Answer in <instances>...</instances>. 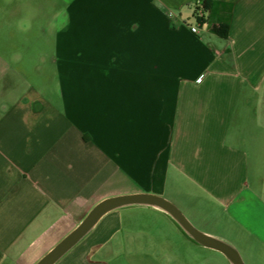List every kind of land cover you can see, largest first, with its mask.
<instances>
[{"label":"crops","instance_id":"crops-1","mask_svg":"<svg viewBox=\"0 0 264 264\" xmlns=\"http://www.w3.org/2000/svg\"><path fill=\"white\" fill-rule=\"evenodd\" d=\"M196 2L39 0L37 33L0 31V264H35L133 193L264 252V0H210L204 18ZM200 247L135 205L55 264H207Z\"/></svg>","mask_w":264,"mask_h":264},{"label":"water","instance_id":"water-1","mask_svg":"<svg viewBox=\"0 0 264 264\" xmlns=\"http://www.w3.org/2000/svg\"><path fill=\"white\" fill-rule=\"evenodd\" d=\"M135 205L159 208L169 214L199 244L220 251L231 264H245L239 250L227 241L198 229L172 201L150 193H133L107 197L96 203L82 221L47 251L35 264H55L76 246L109 211Z\"/></svg>","mask_w":264,"mask_h":264},{"label":"rangeland","instance_id":"rangeland-1","mask_svg":"<svg viewBox=\"0 0 264 264\" xmlns=\"http://www.w3.org/2000/svg\"><path fill=\"white\" fill-rule=\"evenodd\" d=\"M38 1L39 0H30L27 4L26 2H24V4L22 0H0V31L12 32V38L18 29L37 33L41 26L39 17H41V15L43 16V5L40 3L38 4ZM39 12L41 14H39ZM13 18L14 21H12ZM50 28L51 27H48V29ZM36 41L37 39L31 40V52L33 51V47L37 46ZM43 54L41 63L47 64L49 61L48 54ZM259 120L260 118L257 117L255 123L259 122ZM204 226L214 234H224V230L215 225L213 227H206L207 224H205ZM236 247L240 250L246 264H264V252L253 250V252L249 251L247 253L246 251H241V245H236ZM200 249L207 255V264H229V261L221 252L203 247H200Z\"/></svg>","mask_w":264,"mask_h":264},{"label":"built area","instance_id":"built-area-1","mask_svg":"<svg viewBox=\"0 0 264 264\" xmlns=\"http://www.w3.org/2000/svg\"><path fill=\"white\" fill-rule=\"evenodd\" d=\"M167 14L169 16H172L173 13L171 11H166ZM195 14L200 17V18H204L205 17V9L203 7V1L202 0H197L196 4H195ZM191 30L193 32H198L199 28L197 25H194L191 27Z\"/></svg>","mask_w":264,"mask_h":264},{"label":"trees","instance_id":"trees-1","mask_svg":"<svg viewBox=\"0 0 264 264\" xmlns=\"http://www.w3.org/2000/svg\"><path fill=\"white\" fill-rule=\"evenodd\" d=\"M203 7L206 11L210 10L211 4H210V0H203ZM222 34L226 35L227 34V27H222L221 31Z\"/></svg>","mask_w":264,"mask_h":264}]
</instances>
